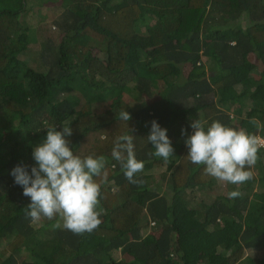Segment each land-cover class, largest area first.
I'll use <instances>...</instances> for the list:
<instances>
[{"label": "trees", "instance_id": "1", "mask_svg": "<svg viewBox=\"0 0 264 264\" xmlns=\"http://www.w3.org/2000/svg\"><path fill=\"white\" fill-rule=\"evenodd\" d=\"M44 1L0 0V264H264V147L237 186L193 164L182 134L199 119L264 137V0H52L54 37L27 17ZM153 120L175 149L167 162L149 155ZM64 121L74 154L105 157L91 234L32 223L11 174L31 172ZM126 134L142 184L112 156Z\"/></svg>", "mask_w": 264, "mask_h": 264}, {"label": "clouds", "instance_id": "2", "mask_svg": "<svg viewBox=\"0 0 264 264\" xmlns=\"http://www.w3.org/2000/svg\"><path fill=\"white\" fill-rule=\"evenodd\" d=\"M119 119L128 122L131 115L122 110ZM249 123L259 127L256 117ZM191 128V135L182 130L187 137V157L193 164L203 165L205 174L237 186L253 178L251 169L260 159L258 152L264 147V138L220 121L206 128L205 122L198 119L191 123ZM72 134L73 129L67 121L60 131L56 127L47 128L46 138L34 147L35 166L31 167V172L27 166L18 165L11 174L14 182L23 188V195L31 200L25 214L32 223L46 218L55 220L53 229L63 228L76 235L91 234L102 223L101 183L96 178L103 177L106 181V162L102 155L81 157L74 154L68 140ZM148 141L155 150L149 155L165 162L173 156L175 149L167 129L161 128L155 120L151 122ZM112 156L120 163L129 183H143L136 176L144 170L145 162L136 157L132 134L117 138ZM241 195L239 190L228 193L229 199Z\"/></svg>", "mask_w": 264, "mask_h": 264}, {"label": "rangeland", "instance_id": "3", "mask_svg": "<svg viewBox=\"0 0 264 264\" xmlns=\"http://www.w3.org/2000/svg\"><path fill=\"white\" fill-rule=\"evenodd\" d=\"M45 3V4H44ZM44 3L42 4H35L32 11H30L27 15L28 20L31 21V25L37 28L39 25H44L45 27H51L50 29H47L46 31L51 35L55 36L56 35V27L54 25V18L55 14L53 11V3L54 1L52 0H45ZM33 46L37 47L35 42L31 43V47L29 50V53H27V56L30 58L35 59L34 61H37L36 58H39L40 55H38V51L33 50ZM33 52H31L32 50ZM31 52V53H30ZM261 138H264L260 136Z\"/></svg>", "mask_w": 264, "mask_h": 264}]
</instances>
